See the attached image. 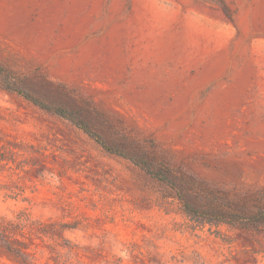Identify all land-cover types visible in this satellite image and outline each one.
<instances>
[{
	"label": "rangeland",
	"instance_id": "obj_1",
	"mask_svg": "<svg viewBox=\"0 0 264 264\" xmlns=\"http://www.w3.org/2000/svg\"><path fill=\"white\" fill-rule=\"evenodd\" d=\"M222 2L228 15L221 0H0V65L45 102L90 108L103 140L178 186L0 75V137L24 161L0 169V216L51 232H26L35 263L264 264V223L191 216L181 200L264 210V0Z\"/></svg>",
	"mask_w": 264,
	"mask_h": 264
},
{
	"label": "trees",
	"instance_id": "obj_2",
	"mask_svg": "<svg viewBox=\"0 0 264 264\" xmlns=\"http://www.w3.org/2000/svg\"><path fill=\"white\" fill-rule=\"evenodd\" d=\"M223 11L228 15L229 10L225 3L221 0ZM0 75L2 76L1 86L3 89L16 93L26 100L30 101L35 106L59 116L63 119L69 120L74 123L78 128L82 129L89 136L94 138L105 150L111 154L119 155L130 159L134 164L145 170L153 178L177 186L172 182V170L168 167L160 165V167L154 168L153 161L145 159L138 154H132L125 152L117 147L109 145L103 140L90 126L86 118L91 115L89 109L81 107L79 109L69 108L67 106H59L54 103H48L38 98L36 95L25 89L16 80V78L10 74L3 66L0 65ZM52 90V89H51ZM51 90H44L51 91ZM59 92V91H55ZM49 93V92H48ZM54 94V93H53ZM87 110V111H86ZM22 144L19 142H12L4 140L0 137V169L18 170L24 169V161H20L22 158ZM14 167V168H13ZM178 188V186H177ZM195 200V197H193ZM183 201L185 211L191 216L207 215L211 221L231 223L237 225L238 223L246 224H262L264 223V210L254 215H243L237 211L222 206L219 203H211L207 207L195 206V202L188 199L181 198ZM36 224V223H35ZM31 221V215L26 211L19 212L14 219H8L7 217L0 216V255L6 257L13 264H37L32 260V254L30 252V245L25 240L26 232L30 235L47 236L51 232L42 225H35ZM50 264V263H48Z\"/></svg>",
	"mask_w": 264,
	"mask_h": 264
},
{
	"label": "bare ground",
	"instance_id": "obj_3",
	"mask_svg": "<svg viewBox=\"0 0 264 264\" xmlns=\"http://www.w3.org/2000/svg\"><path fill=\"white\" fill-rule=\"evenodd\" d=\"M154 6V5H153ZM152 6V7H153ZM155 8H156V13H157V17H156V20L157 21H160L161 20V18H162V15H163V13H164V11H163V9H161L157 4H156V6H155ZM158 27V26H157Z\"/></svg>",
	"mask_w": 264,
	"mask_h": 264
}]
</instances>
